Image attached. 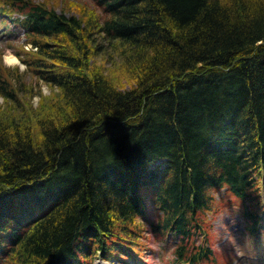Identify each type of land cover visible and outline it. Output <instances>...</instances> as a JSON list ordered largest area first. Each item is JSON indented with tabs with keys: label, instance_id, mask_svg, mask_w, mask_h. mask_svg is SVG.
Returning <instances> with one entry per match:
<instances>
[{
	"label": "trees",
	"instance_id": "obj_1",
	"mask_svg": "<svg viewBox=\"0 0 264 264\" xmlns=\"http://www.w3.org/2000/svg\"><path fill=\"white\" fill-rule=\"evenodd\" d=\"M85 1L0 0L35 47L0 61V264L139 262L149 236L161 264H225L226 208L259 245L264 0Z\"/></svg>",
	"mask_w": 264,
	"mask_h": 264
},
{
	"label": "rangeland",
	"instance_id": "obj_2",
	"mask_svg": "<svg viewBox=\"0 0 264 264\" xmlns=\"http://www.w3.org/2000/svg\"><path fill=\"white\" fill-rule=\"evenodd\" d=\"M34 3H43L47 7H53L57 11L63 10L65 8L70 9L71 12H79L82 16L83 12L88 13V11L94 12L95 10L91 9H82V5L89 6L90 3L86 2L85 0H31ZM96 15V14H95ZM93 15V16H95ZM96 17V16H95ZM100 20V18H99ZM98 20V21H99ZM9 28L13 30L10 32L8 31L6 35L0 36V61L3 67L7 68L18 67V71L23 69V63L19 61L18 53L23 54L21 49L25 50L24 44V35L22 27L17 28L19 31L16 32V29L13 28L12 24L9 25ZM14 56L16 57L15 61L10 62L8 61V57ZM23 56V55H22ZM92 59V58H91ZM99 60L98 56L94 57L92 60ZM101 61L100 65L103 68L108 69L110 66L109 61ZM91 62V61H90ZM91 64V63H90ZM95 65H99L97 62ZM99 65V66H100ZM113 68V67H111ZM109 68V69H111ZM115 75V74H114ZM34 80V79H33ZM35 84V89L38 95L33 97V105H36L38 101L42 98V96H53L52 88L43 82H33ZM133 85V84H131ZM40 95V96H39ZM0 101L2 98L0 97ZM222 193V192H220ZM219 195V193H218ZM229 209H225L222 212L216 213H209L210 221H212V231L216 230V240L214 245L217 246L218 251L221 252V256L226 258L228 261L225 264H264V242L260 244V247L251 250V246L249 245L247 240H243L241 232L239 229L241 228V220L236 219V217L228 211ZM148 247L143 248V252L139 255L140 260L139 262H135L132 259H128L127 264H161L160 263V256L157 254V244L152 237L149 236V240L145 243ZM100 261L99 258H96ZM106 261V260H105ZM105 261H103L105 263ZM107 264H113L110 260ZM210 264V263H208ZM224 264V263H222Z\"/></svg>",
	"mask_w": 264,
	"mask_h": 264
},
{
	"label": "bare ground",
	"instance_id": "obj_3",
	"mask_svg": "<svg viewBox=\"0 0 264 264\" xmlns=\"http://www.w3.org/2000/svg\"><path fill=\"white\" fill-rule=\"evenodd\" d=\"M15 60H16V59H15L14 56H10V57H8V61H10V62H13V61H15ZM161 161H162V159H157V160L154 162V165H155V166L163 167L164 165L161 163Z\"/></svg>",
	"mask_w": 264,
	"mask_h": 264
}]
</instances>
